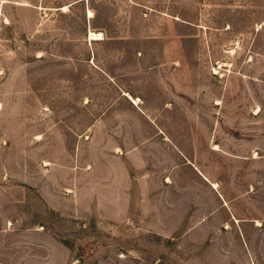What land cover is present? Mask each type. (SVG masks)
I'll list each match as a JSON object with an SVG mask.
<instances>
[{"label": "rangeland", "instance_id": "374dc122", "mask_svg": "<svg viewBox=\"0 0 264 264\" xmlns=\"http://www.w3.org/2000/svg\"><path fill=\"white\" fill-rule=\"evenodd\" d=\"M0 264H264V0H0Z\"/></svg>", "mask_w": 264, "mask_h": 264}, {"label": "crops", "instance_id": "0c3cea01", "mask_svg": "<svg viewBox=\"0 0 264 264\" xmlns=\"http://www.w3.org/2000/svg\"><path fill=\"white\" fill-rule=\"evenodd\" d=\"M90 17H92V16H90ZM176 19V18H175ZM180 20V19H179ZM181 21V20H180ZM188 23V22H187ZM90 31V30H89ZM88 31V32H89ZM101 39H103V38H101ZM100 39V40H101ZM100 69V68H99ZM100 71L106 76V78L107 79H109V81H111V82H113V83H115V77H114V75H112V74H110V73H108V72H106L105 70H102V69H100ZM171 76V75H170ZM169 81H171V79L168 77L167 78ZM167 89H168V97H166V99L162 102V104H161V106H162V108L163 109H165V110H167V111H159L158 112V116H159V118H155L156 120L158 119V121H166V119H164V118H161V117H165V115L167 114L166 112H170V108H171V106H173L172 105V101H171V99H170V90H171V86H170V83H168V85H167ZM166 89V90H167ZM175 89H176V85H175V83H174V85H173V92H175ZM123 93L125 92V93H127L126 91H122ZM124 93V94H125ZM129 94V93H128ZM126 95V94H125ZM127 96V95H126ZM134 98H138L139 100H140V102H142V99L137 95L136 97H134ZM174 98H175V95H174ZM173 98V99H174ZM138 106V105H137ZM139 107V106H138ZM157 115H155V116H157ZM155 121V120H154Z\"/></svg>", "mask_w": 264, "mask_h": 264}, {"label": "bare ground", "instance_id": "6f19581e", "mask_svg": "<svg viewBox=\"0 0 264 264\" xmlns=\"http://www.w3.org/2000/svg\"><path fill=\"white\" fill-rule=\"evenodd\" d=\"M88 15L92 16V12L89 10L88 11ZM88 38L89 40H98L102 38V34L100 32H95V31H89L88 32ZM135 102H137V100H135ZM213 187H217V183H212Z\"/></svg>", "mask_w": 264, "mask_h": 264}]
</instances>
